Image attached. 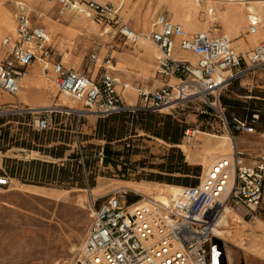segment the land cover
Wrapping results in <instances>:
<instances>
[{
	"label": "rangeland",
	"instance_id": "rangeland-1",
	"mask_svg": "<svg viewBox=\"0 0 264 264\" xmlns=\"http://www.w3.org/2000/svg\"><path fill=\"white\" fill-rule=\"evenodd\" d=\"M17 1L0 0V61L9 56V47L3 42L15 31ZM23 1L33 11L35 21L50 32V42L56 57L62 59L66 66L96 77L101 72L103 59L113 56L118 89L127 101L133 97L134 104L137 99L138 103L140 101V90L153 91L163 84V77L156 72V57L160 50L157 44L148 40L155 60L148 68H143L145 57L142 53L145 50H141V53L136 49L139 44H143L144 39L137 45L127 43L120 34L117 20L125 21L137 32L148 36L158 28L157 17L167 15L184 27L186 25L188 32H194L199 27L201 31L206 30L214 35H228L233 46L243 55H248L263 40L252 45L253 41L249 39V15L253 12L247 6L252 0H207L203 5L196 4L194 0H126L122 5L117 0H100L104 4H115L120 16L118 19L97 14L87 8L83 0H77V6L70 10L63 8L57 0H44L47 6L45 10L37 7V0ZM229 6L242 7L244 10L246 20L240 28H230L227 18L228 13L232 12ZM210 9L214 10L213 13L209 12ZM240 39L247 41L243 49H240ZM92 53L99 55L98 61H90ZM189 58L193 62L197 61L195 55ZM33 64L42 65L40 68L44 81L37 82L39 86L32 83L30 92L23 87L22 92L14 96L17 99L14 102H5L0 98V176H7L10 180L9 184L0 186V264H75L92 224L96 198V206H99L108 195H120L128 202H136L153 198L164 191L171 201L181 187L189 186L196 180L201 181L208 164L231 153L232 141L236 140L251 154L264 151L263 66L226 86L217 98L212 99L216 101L215 106L198 101L152 112L159 134L127 122L126 130L118 132L116 139L109 142L96 133L100 117L94 114L82 117L74 114L55 115L58 129L54 128L53 131L57 133L45 134L44 146L61 147L64 156L56 158L44 154L22 144H35L33 133L39 131L33 125L32 116L20 111L8 112L15 109L14 105L23 109L35 105H57L65 101L67 95L59 93L54 84L55 75L51 74V64L42 61ZM47 66L48 69L44 70ZM1 94L8 95L0 89V97ZM22 94L24 99L20 100ZM34 100H40V103ZM71 101L72 108H83L77 101ZM256 114L259 119L255 124V132L247 133L234 128V118L250 119ZM181 128L184 131L179 143H173L165 137L176 134ZM188 129L192 130L193 136L185 135ZM219 145L221 148H217ZM219 149L223 152H218ZM6 159L24 163L22 177L10 173L17 162H9L10 169H6ZM34 159L51 161L58 168L70 164L72 175L63 184L58 181L40 184L42 177L33 175L37 169L32 164ZM172 166L179 171L167 172ZM192 173L200 175L196 177ZM160 177L175 178L178 183L160 181ZM73 180L75 186L70 185ZM229 216L231 222L226 223L227 227L223 231L232 232L222 234L225 238V254L227 252L235 257L236 264H264L256 255L235 256L241 250L239 246H248L251 240L236 239L234 236L237 233H234L233 228L239 231L243 224H255L259 220L250 221L247 218L239 223L233 221L234 213L230 212ZM237 223L241 225L237 226ZM254 252L257 254V251Z\"/></svg>",
	"mask_w": 264,
	"mask_h": 264
},
{
	"label": "built area",
	"instance_id": "built-area-1",
	"mask_svg": "<svg viewBox=\"0 0 264 264\" xmlns=\"http://www.w3.org/2000/svg\"><path fill=\"white\" fill-rule=\"evenodd\" d=\"M83 1L101 16L120 18L113 3ZM57 2L67 9L77 0ZM117 2L122 5L125 0ZM195 2L203 5L207 0ZM257 16L249 15V34H257L263 27L264 22ZM14 17L15 31L3 42L9 47V56L0 61V89L16 96L22 89L26 68L42 61L51 64L58 92L83 105L23 109L14 105L15 109L8 111L30 114L38 131L55 128L57 114H94L104 118L124 112H161L198 101L215 106L212 99L226 86L264 66V39L248 55H243L228 35L190 33L183 24L161 14L156 21L158 28L149 37L160 50L156 72L163 77V84L153 91L140 90L139 103L130 104L118 89L113 56L103 59L96 77L80 72L56 57L50 32L35 21L25 1L16 2ZM117 23L127 43L140 42L139 32L123 20ZM179 52H191L197 61L180 57ZM98 60L97 53L90 55V61ZM258 119L256 114L250 119L234 118L232 123L237 130L253 133ZM185 135L193 136L192 130L188 129ZM9 181L7 176H0V186ZM97 201L98 198L75 264H227L225 238L219 232L225 227L229 212L243 220L264 222V151L251 154L234 140L232 152L214 160L198 185L183 187L168 203L128 202L120 195H108L99 206ZM215 238L221 242H215Z\"/></svg>",
	"mask_w": 264,
	"mask_h": 264
},
{
	"label": "trees",
	"instance_id": "trees-1",
	"mask_svg": "<svg viewBox=\"0 0 264 264\" xmlns=\"http://www.w3.org/2000/svg\"><path fill=\"white\" fill-rule=\"evenodd\" d=\"M58 115V114H57ZM56 115V116H57ZM57 118V117H56ZM246 119V118H245ZM131 122L135 126H140L141 128L159 134L157 129V123L152 117V112L150 111H139V112H124L119 114H114L108 117L100 118L97 123V129L96 133L99 137H105L107 141L112 142L116 139V135L118 132H123L126 130L127 126L125 123ZM54 128L49 130H43L39 132L33 133V142L35 144L30 143H22L23 146L34 148L36 150L41 151L44 154L51 155L56 158H61L64 156L63 152L60 150L61 147H53V148H46L44 146L45 142L43 140V136L45 134L53 133ZM55 129H58L55 127ZM184 129H178L176 134L171 133L170 138L165 136L167 139H169L173 143H179L182 133ZM55 134L57 132H54ZM119 138V137H118ZM116 154V153H113ZM71 158H76V156H72ZM9 162H17V166L10 169ZM24 163L22 161H16L12 159H6L5 167L6 169H10V173L13 176L22 177V165ZM32 164L37 168L36 172L33 173L36 177H42V180L40 181V184H51L55 181H58V183L63 184L65 183L69 176H71V171L73 169H70V164L67 166H63L61 168H58L56 163H53L51 161H42L40 159H34L32 160ZM177 170L175 167H169L167 169V172L174 173ZM185 173H190L186 172ZM194 176L199 177V173H192ZM158 180L160 181H167L169 183H178V180L175 178L170 177H160ZM200 181L196 180L193 185H198ZM71 186H75L76 182L73 180Z\"/></svg>",
	"mask_w": 264,
	"mask_h": 264
},
{
	"label": "crops",
	"instance_id": "crops-1",
	"mask_svg": "<svg viewBox=\"0 0 264 264\" xmlns=\"http://www.w3.org/2000/svg\"><path fill=\"white\" fill-rule=\"evenodd\" d=\"M98 2H101L100 0H98ZM37 5V7L39 9H42V10H45L46 9V5L44 3V0H37V2L35 3ZM196 30L194 32H190V33H195L197 31H201L199 28H195ZM143 33V32H142ZM149 42H143V44H139V46L137 47V51L141 52V50H145V53L147 51H150V53H152V57H148L146 56L144 53H142L143 55H145L144 57V64L145 66L143 68H148L151 64H152V61L155 60V56L153 54V51L151 49H149ZM252 45L256 44L255 41H253V43H251ZM140 53V54H141ZM180 57H189L188 54L186 52H179L178 54ZM195 55V54H193ZM196 56V55H195ZM197 57V56H196ZM157 59V57H156ZM149 62V63H148ZM148 63V64H147ZM157 63V62H156ZM42 66V65H41ZM40 65L38 64H31L29 65L26 70H25V73L23 75L24 79H25V82L28 83L30 86L32 85V83H37V82H40L41 81V67ZM48 68H45L44 70H46ZM52 69V68H50ZM53 74V70H51ZM115 74V72H114ZM9 96L11 95H6V94H1V99L5 102H9ZM125 98V97H124ZM138 97L135 98V100L137 99ZM126 100V98H125ZM36 103H40V100L39 101H36L34 100ZM126 102L130 103V104H134V102H130V101H127ZM138 103V99L136 100L135 104ZM233 221H236V220H233ZM242 222V221H241ZM239 222V223H241ZM237 223L236 225L237 226H240L241 224ZM242 229L241 230H237L233 228V231L234 233L236 232L237 234L234 236L236 239L237 238H240V239H249L251 240L249 242V245L248 246H239L241 248V250H238L235 254V256L239 257L240 255H243L245 257H252V255H256L257 257H259V259H262L264 261V222L259 220L257 223L255 224H250L249 222H247V224H243L242 225ZM247 234V235H246ZM257 236H256V235ZM246 235V236H245ZM253 239V241H252ZM246 243V241H244V244ZM254 251H257V254L254 252ZM242 253V254H241ZM247 254V255H245ZM235 257L229 255L227 252H226V258H225V262H227V264H236L235 262Z\"/></svg>",
	"mask_w": 264,
	"mask_h": 264
},
{
	"label": "bare ground",
	"instance_id": "bare-ground-1",
	"mask_svg": "<svg viewBox=\"0 0 264 264\" xmlns=\"http://www.w3.org/2000/svg\"><path fill=\"white\" fill-rule=\"evenodd\" d=\"M126 1V0H125ZM195 1V0H194ZM229 1H231V2H235V1H239V2H244V0H229ZM26 2V1H25ZM27 3V2H26ZM196 3V2H195ZM28 4V3H27ZM77 5L76 4H74L73 6H70V7H67V9H72V7H76ZM247 8H248V10H250L251 12H253V14H251L250 16L251 17H254V15L255 14H257L258 16V18H260L263 22H264V0H252V1H250V5H248L247 6ZM77 9H78V7H77ZM214 9V8H213ZM231 10V12L232 13H228V22H229V24H230V28H233V27H238V28H240L241 26H242V24L243 23H245V15H244V10L242 9V7H238V6H236V7H233V6H229V11ZM207 11H208V9H207ZM209 11H214V10H209ZM6 12V11H5ZM3 13V12H2ZM247 14V13H246ZM4 15V14H3ZM4 17H5V15H4ZM227 22V21H226ZM244 25V24H243ZM185 27H186V25H185ZM197 28H199V27H197ZM60 28H58V30H59ZM200 29V28H199ZM196 30V29H195ZM203 31H206V30H203ZM233 31V30H232ZM235 31V30H234ZM140 33V42H141V40H143L142 42H148V40H151L152 41V39L149 37V35L147 36V35H143V34H141V32H139ZM234 33V32H233ZM264 39V28L263 27H261L260 28V30H259V32L257 33V34H250L249 35V39H251L252 41H255L256 43H258L259 42V40L260 39ZM146 40V41H145ZM139 42V43H140ZM245 46H247V41L246 40H242V39H240V49H243ZM146 56H148V57H151L152 55L150 54V53H144ZM188 54V56L189 57H192V55H193V53H191V52H188L187 53ZM144 55V56H145ZM149 63V62H148ZM147 63V64H148ZM144 66H145V64H144ZM146 67V66H145ZM55 75V74H54ZM48 80L50 79L49 77L47 78ZM44 80H43V76H42V74H41V81L40 82H43ZM39 82V83H40ZM22 88L23 87H26L27 88V90H28V92H30V91H32V90H30L31 89V86L28 84V83H26L25 82V79H24V77L22 78ZM37 85H38V83H37ZM39 86V85H38ZM26 88H24V89H26ZM33 91H35V90H33ZM22 92V91H21ZM38 92V91H37ZM32 93H34V92H32ZM131 93H133L134 94V92L133 91H131ZM28 94V93H27ZM38 94V93H37ZM21 95V94H20ZM24 94H22V96H21V98H19L20 100H23L24 99V96H23ZM36 95V94H35ZM126 96V95H125ZM37 97H39V96H37ZM67 97V98H66ZM65 98H64V100L65 101H62V103H58L59 105H63V106H70V107H73V102L71 101L72 99L70 98V97H68V96H66ZM17 99L14 97V96H9V102H14V101H16ZM70 100V101H69ZM130 101L131 102H134V99H133V97H131L130 98ZM214 104H216L215 102H213ZM57 104V105H58ZM78 104H79V102H78ZM80 105V104H79ZM36 106V105H35ZM35 106H33V107H35ZM49 106H53V105H49ZM35 108H41V107H35ZM77 108V107H76ZM225 139H228V137H226L225 136ZM232 139V138H231ZM226 142H224V144H225ZM224 144H222L223 146H224ZM231 145L233 146V141L231 142ZM221 145H219L217 148H221L220 147ZM218 152H223V150L222 149H219V151ZM224 154V153H223ZM226 154V153H225ZM213 163V161L210 163V164H208V167L206 168V170H205V173H204V175L208 172V170H209V168H210V166H211V164ZM183 190V187H181L180 188V190L178 191V193L176 194V195H174L173 197H176L181 191ZM153 200H159V201H163V202H165V203H168V202H170V199H169V197L167 196V193L166 192H164V191H161L160 193H158V194H156L153 198H146V199H143V200H141L140 202H142V203H146V202H151V201H153ZM230 213V212H229ZM233 213V212H232ZM234 216L235 217H233L232 219H234V220H236L237 222H241L242 221V218H239V217H237L236 216V214L234 213ZM231 217L228 215V218H226L225 220H224V225H225V227H227V225H226V223H228V222H231ZM224 227V228H225ZM223 228V229H224ZM223 232H232L231 230H221L220 232H219V234L220 235H222L223 234ZM232 234V233H231Z\"/></svg>",
	"mask_w": 264,
	"mask_h": 264
},
{
	"label": "water",
	"instance_id": "water-1",
	"mask_svg": "<svg viewBox=\"0 0 264 264\" xmlns=\"http://www.w3.org/2000/svg\"><path fill=\"white\" fill-rule=\"evenodd\" d=\"M214 241L215 242H221L220 239H218V238H215Z\"/></svg>",
	"mask_w": 264,
	"mask_h": 264
}]
</instances>
